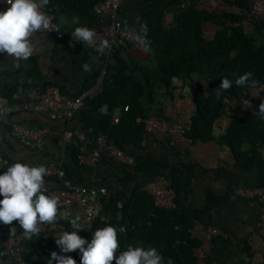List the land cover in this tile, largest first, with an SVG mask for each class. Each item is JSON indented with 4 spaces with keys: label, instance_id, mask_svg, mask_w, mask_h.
Listing matches in <instances>:
<instances>
[{
    "label": "trees",
    "instance_id": "obj_1",
    "mask_svg": "<svg viewBox=\"0 0 264 264\" xmlns=\"http://www.w3.org/2000/svg\"><path fill=\"white\" fill-rule=\"evenodd\" d=\"M95 1L98 0H49V4L43 9L51 12L56 22H59V15L64 14L68 17L67 24L61 22L62 26L68 29L65 35L68 38L71 37L74 27L79 26L72 24L74 17L79 19L80 25L89 28L94 26L96 16L90 10V6ZM143 1L146 4L141 8V14L148 27L147 36L150 38V43L147 44V48L153 59L151 67L140 68L131 61L122 60L112 52L104 61L98 93L85 96L83 106L75 112L77 113L75 122L79 127L76 129V123L70 124L73 139L75 141L83 140L84 137L93 141L96 135L102 133L106 136L107 141L113 142L118 148L129 153L125 149L126 146H137L141 132V126L134 121V117L147 115L141 110L140 98L145 93H148V97L152 96L156 86L162 84L168 87L172 85L171 81L175 78H187L195 110L189 118L184 138L190 142L210 140L213 120L227 111L225 115L227 125L219 137L233 151L237 164L243 167H257L260 174L259 184L263 185L264 158L258 154L256 148L264 146V119L257 115L259 109L245 108V110L233 114L230 111V104L242 103L244 99L248 101L254 99L250 95L252 93L250 88L234 84V80L239 75L248 71L253 73L252 79L259 82L257 85V90L261 91L259 94H264V87H261L264 86V42L256 43L244 33L240 24L229 33L226 32L225 21H240L242 14L218 12L217 9L204 7L180 6V0ZM230 2H234L240 9L245 6L244 0L226 1V3ZM167 8L173 10L172 24L162 26L160 23L162 12ZM209 22L214 24L216 30L208 38L204 35L203 25ZM86 52L83 51L81 57L89 54ZM91 53L96 52L91 51ZM78 56L80 57V54ZM77 65L80 66V64ZM134 71H138L140 76L133 75ZM97 74V71L92 72L87 79L88 83L81 90H85L94 81ZM37 76L36 71H33L31 79H35ZM222 78L232 80L233 85L217 97L214 90L219 87ZM43 86L41 87L43 88ZM15 89L0 88V91L6 99H9ZM260 103L259 101L258 104ZM102 105H104V112H95L92 109V107ZM125 105L127 108L123 110ZM115 107L118 108V119L117 122L112 123L110 114ZM154 116L162 118L157 114ZM16 122L22 123L23 121ZM240 143L245 144L243 150H239ZM63 152L68 156L70 162L75 164L73 168L67 163H62L64 176L74 183L91 186L84 183L83 177L89 166L79 165L75 161V144L64 145ZM0 155L6 159L3 171L13 162H23V160L13 158L2 151H0ZM129 155L133 156L131 153ZM133 159L135 161L134 168L118 164L123 169V173L122 177L117 178L120 181L127 182L128 180L129 182L139 175L147 177L133 186L130 185L125 190L121 188L109 194L106 200L97 192L96 198L100 211L107 216V221L95 218L87 228L79 230L77 234L90 240L96 229L111 225L117 229L119 243L118 251L115 253L117 256L119 252L127 250L129 245L154 247L163 256L164 264H167L169 258L173 264H193L203 240L194 236L191 230L194 224H201L203 229L206 226H211L209 213L216 201L215 198H207L204 206L200 208H191L185 203L187 189L183 187L184 184L173 172L169 175L165 173V168L168 167L167 163H160L148 154L142 153H137ZM191 166L184 164L186 169ZM155 174L170 180L174 191L175 208L154 207L151 204L150 196L141 189V186ZM44 181H49V186H55L59 182L57 178L52 177L44 179ZM232 191L233 189L230 190V192ZM60 225L63 230L71 232L65 221H61ZM44 233L41 231L39 237L33 236L20 248L24 264H36V258L40 253L37 251L35 253L32 250L34 247H39L46 259L49 258L50 253L44 251L39 244ZM1 243L0 237V246ZM47 245L50 249L54 247L51 239L48 240ZM55 250L59 253L58 248ZM246 252H248L247 248Z\"/></svg>",
    "mask_w": 264,
    "mask_h": 264
},
{
    "label": "crops",
    "instance_id": "obj_2",
    "mask_svg": "<svg viewBox=\"0 0 264 264\" xmlns=\"http://www.w3.org/2000/svg\"><path fill=\"white\" fill-rule=\"evenodd\" d=\"M145 4L146 2L143 0H121L118 9L122 25L125 27L127 24L128 29L138 30L137 18L146 24V20L141 14V8ZM179 5L217 9L218 12L224 11L236 15H240L242 12V8L240 9L234 2L211 5L206 0H180ZM5 10L0 3V11ZM165 10H169L173 14L172 9L167 8L163 12ZM59 22L67 24L68 17L64 14L59 15ZM105 23L104 19L96 20L92 28L97 32ZM239 24L244 33L256 43L264 42V24L262 22L257 19L240 20ZM203 29L204 35L209 38L215 33L216 27L209 22L203 25ZM31 39L36 50L28 60L17 63L14 58L0 53V88L9 89L19 86L23 87L22 89L30 95H37L41 91L42 85H49L64 95L84 93L85 96H90L98 93L104 55L100 58L97 53H91V51L95 52L94 49L85 44H80L78 49L62 46L61 42L56 41L50 34L43 31H37ZM83 51H87L86 53L89 54L81 57ZM113 52L122 60L131 61L140 68L144 66L150 68L152 65L153 59L149 49L147 53H144L135 45H119ZM92 56L97 57V60L92 63V71L85 73L82 65L91 63L90 57ZM33 71L38 74L35 79H31ZM94 71H97V77L85 90H81L88 83L87 79ZM133 75L139 77L140 73L134 71ZM171 83L172 85L168 87L162 84L156 86L150 97L147 96L148 93H145L140 98L141 110L147 115L157 114L169 122L188 123L193 110H195V103L187 78H175ZM250 95L254 99L249 100V107L234 102L230 104L231 113H238L245 108L258 110V102H264V94L254 96L251 93ZM92 109L95 112H104V105L95 106ZM112 112L118 113V108H113ZM226 113L227 111L213 120L211 124L212 136L208 141L190 142L185 138L180 140L175 134L169 133L164 137L147 136L143 145L138 144L135 147L128 145L125 149L133 156L137 153L148 154L160 163H167L168 167L165 168V173L169 175L173 172L184 184L183 187L187 189L185 203L191 208H200L204 206L207 198H215L216 201L209 213L210 223L212 226L215 225L222 229L226 235L214 238L213 247L209 252L213 264H264V228L257 225V211L259 206L264 205V198L247 199L229 195L230 190H234L236 187L260 185L259 170L255 166L243 167L237 164L233 151L221 141L219 136L227 125ZM76 118L77 113H73L69 120L70 124L76 123ZM10 121H23L22 123L44 126L46 133L43 135L41 146L38 149L29 148L12 138L8 132ZM75 125L77 129L79 125L77 123ZM63 128V122L54 121L45 115L30 112L12 115L8 118L0 115V151L13 158L21 159L29 165L55 161L61 157V163H67L74 168L75 164L70 162L61 146ZM83 141L86 151L94 149L92 139L83 137ZM244 148L245 144L240 143L239 150ZM100 155L102 154L98 155L94 166L87 167L83 177L84 183L94 186L98 190V194L102 195L105 200L109 194L121 188L125 190L130 185L133 186L147 177L139 175L129 182L128 180L127 182L120 181L117 177H122L123 169L118 166L117 162ZM184 164L192 166L186 169ZM76 211L75 207L71 208V215ZM62 219L58 216L54 224L41 226V231L48 230L50 232L49 238L54 243V249L58 248L54 238L57 233L63 230L60 225ZM191 233L203 239L202 225L194 224ZM246 248L248 252H246ZM32 250L40 253L36 258V264H47V259L39 247H34ZM66 254L70 255L76 264H79L78 250Z\"/></svg>",
    "mask_w": 264,
    "mask_h": 264
},
{
    "label": "built area",
    "instance_id": "obj_3",
    "mask_svg": "<svg viewBox=\"0 0 264 264\" xmlns=\"http://www.w3.org/2000/svg\"><path fill=\"white\" fill-rule=\"evenodd\" d=\"M121 0H98L92 3L90 10L96 16V20L104 19L105 25L97 31V34L102 39H107L112 43V50L106 52L104 61L108 58L115 48L119 45H135V38L132 29L125 28L122 25L119 15V2ZM202 1V0H200ZM209 4L225 3L231 0H206ZM0 3L5 9L10 7L6 0H0ZM244 7L242 8L241 20L257 19L264 24V0H244ZM50 20L49 28L43 32L52 35L56 41L63 43L70 48L78 49L80 42L74 38L69 37L65 39L67 28L63 27L60 22H56L54 15L42 9ZM173 14L169 10L162 13L160 23L162 26H170L172 24ZM240 21L227 20L224 23L226 32L229 33L233 28L239 25ZM64 41V42H63ZM150 43V38L146 37V45ZM104 64V62H103ZM100 73H102V67ZM84 93L74 95H64L54 87L46 85L43 86L37 95H30L24 92L22 88L16 86V89L11 94V98L6 99L0 91V115L8 118L12 115L30 112L39 115H45L54 121H61L64 123V128L61 133L62 149L66 144H75L76 152L74 158L76 163L85 166H94L99 154L117 162L122 166L129 168L135 167L133 156L124 150L118 148L113 142L107 141L106 136L102 133L93 138L94 149L91 151L85 150V143L83 140L75 141L70 130V118L79 107L84 104ZM125 105L122 109L125 110ZM118 113L112 112L110 114V122L115 123L118 119ZM134 121L141 126L139 145H143L147 136L164 137L169 133L175 134L178 139H184V133L188 128L187 122L172 121L169 122L163 118H157L154 115L135 116ZM9 135L16 141L20 142L26 147L38 149L41 146L43 135L46 129L41 125H33L29 123H19L10 121L8 124ZM256 151L264 158V146H258ZM61 157L55 161H47L36 163L37 165H44L47 169V174L44 179L49 177L57 178L59 182L55 186L50 185L49 181H45V194L55 196L58 199V216L62 217L71 231L79 227L87 228L91 221L95 218L107 221V216L100 211L97 202V189L93 186L83 185L81 183H74L66 178L62 170ZM6 159L0 155V172L4 170ZM141 189L146 192L151 198V204L156 208L171 209L175 208L174 191L171 187L169 179L162 175H155L146 181ZM230 196H241L247 199L264 198V184L252 187H236L229 194ZM75 207L77 211L71 215L70 209ZM72 221H76L73 224ZM257 225L264 228V205L259 206L257 211ZM44 235L39 240L40 246L44 251L51 253L55 251L48 247V240L50 232L44 231ZM226 234L222 229L215 225H209L203 229V242L197 250V257L193 264H213L209 257V252L213 247L214 238L218 236L225 237ZM0 264H24L22 260L20 248L26 244L30 239H27L22 228L13 222L11 225L0 224ZM57 252V251H56ZM58 253V252H57ZM59 254V253H58ZM55 264V262H54Z\"/></svg>",
    "mask_w": 264,
    "mask_h": 264
},
{
    "label": "clouds",
    "instance_id": "obj_4",
    "mask_svg": "<svg viewBox=\"0 0 264 264\" xmlns=\"http://www.w3.org/2000/svg\"><path fill=\"white\" fill-rule=\"evenodd\" d=\"M6 3L10 7L0 11V53L7 54L19 63L28 60L36 50L31 39L33 34L49 28L50 20L42 11L49 0H6ZM137 23L138 30L133 29L135 43L139 50L147 53L148 27L139 18ZM72 24L79 25L74 27L71 37L80 44L94 49L99 56L112 50V43L100 38L94 28L80 25L76 17ZM125 27L127 28V24ZM96 60L97 57H90L91 63L83 64V71L90 73L92 63ZM252 76L251 71L245 72L234 80V84L250 88L253 95L258 96L261 92L257 90L259 82L252 79ZM232 85V80L222 78L219 87L214 90L217 97ZM242 104L250 106L247 99L242 100ZM257 115L264 119V102L259 104ZM46 174L44 165L32 166L24 162H13L5 171L0 172V224L11 225L15 221L22 228L24 236L32 239L33 236L39 237L43 224L55 223L58 217V199L45 194ZM72 223L76 224V221ZM81 229L83 228L77 225L75 231L62 230L56 234L54 241L60 254L53 248L55 251L50 253L47 264H76L71 256L64 254L77 250L80 254L79 264H113V261L114 264H164L163 256L154 247L129 245L127 250L115 255L119 243L117 229L111 225L96 229L90 240L77 234ZM167 264H173L171 258Z\"/></svg>",
    "mask_w": 264,
    "mask_h": 264
}]
</instances>
